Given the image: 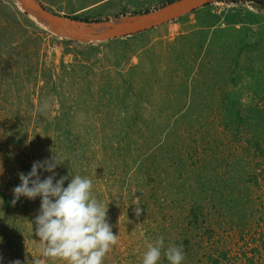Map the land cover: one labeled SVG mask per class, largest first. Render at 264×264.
I'll list each match as a JSON object with an SVG mask.
<instances>
[{"label":"rangeland","instance_id":"rangeland-1","mask_svg":"<svg viewBox=\"0 0 264 264\" xmlns=\"http://www.w3.org/2000/svg\"><path fill=\"white\" fill-rule=\"evenodd\" d=\"M39 1L87 21L170 2ZM55 153L56 180L89 178L108 206L103 264H142L161 237L182 264H264V12L218 0L82 42L0 0V264H65L43 256L42 198L12 202L18 174Z\"/></svg>","mask_w":264,"mask_h":264},{"label":"clouds","instance_id":"clouds-1","mask_svg":"<svg viewBox=\"0 0 264 264\" xmlns=\"http://www.w3.org/2000/svg\"><path fill=\"white\" fill-rule=\"evenodd\" d=\"M64 163L59 153L50 159L33 162L31 171L19 173L21 184L12 189L15 204L21 196L30 200L41 197L39 214L35 218V232L42 241L43 256L59 259L65 264H103L106 254L118 243L107 222V208L93 195L89 178L75 175L64 187L67 176L56 180L55 169ZM39 170L52 173L41 180ZM55 181V182H54ZM143 209L137 205V218ZM169 264H182L185 259L181 247L164 249L163 238L149 243L142 264H158L161 255ZM14 264H21L15 261ZM34 264H40L34 260Z\"/></svg>","mask_w":264,"mask_h":264},{"label":"water","instance_id":"water-1","mask_svg":"<svg viewBox=\"0 0 264 264\" xmlns=\"http://www.w3.org/2000/svg\"><path fill=\"white\" fill-rule=\"evenodd\" d=\"M18 1L27 13L35 14L40 20H45L48 27L58 35L82 42H95L147 30L218 0H173L156 9L96 21L55 13L39 0Z\"/></svg>","mask_w":264,"mask_h":264},{"label":"trees","instance_id":"trees-1","mask_svg":"<svg viewBox=\"0 0 264 264\" xmlns=\"http://www.w3.org/2000/svg\"><path fill=\"white\" fill-rule=\"evenodd\" d=\"M173 1V0H170ZM219 1H233V2H238V1H244L246 2L248 5L252 6L253 8H255L257 11H263L264 12V0H219ZM148 11V10H146ZM86 20L87 19H83Z\"/></svg>","mask_w":264,"mask_h":264},{"label":"bare ground","instance_id":"bare-ground-1","mask_svg":"<svg viewBox=\"0 0 264 264\" xmlns=\"http://www.w3.org/2000/svg\"><path fill=\"white\" fill-rule=\"evenodd\" d=\"M20 3V2H19ZM34 16H35V19H37L39 22H41L42 24H46V25H48L47 24V22L45 21V20H40V18L37 16V15H35V14H33Z\"/></svg>","mask_w":264,"mask_h":264}]
</instances>
